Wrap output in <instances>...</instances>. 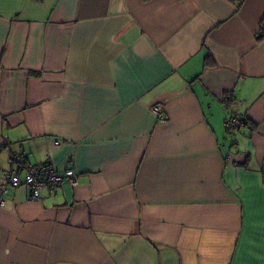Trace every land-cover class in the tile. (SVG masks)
Instances as JSON below:
<instances>
[{"label": "crops", "instance_id": "obj_1", "mask_svg": "<svg viewBox=\"0 0 264 264\" xmlns=\"http://www.w3.org/2000/svg\"><path fill=\"white\" fill-rule=\"evenodd\" d=\"M263 22L264 0H0V170L73 157L78 181L34 201L0 174V264H264Z\"/></svg>", "mask_w": 264, "mask_h": 264}, {"label": "built area", "instance_id": "obj_2", "mask_svg": "<svg viewBox=\"0 0 264 264\" xmlns=\"http://www.w3.org/2000/svg\"><path fill=\"white\" fill-rule=\"evenodd\" d=\"M152 110L160 117L164 118V113L160 105H155ZM246 123V120L235 113L227 119L228 133L233 134L237 128ZM11 169L6 172L0 170V174L6 178L8 184L12 187L26 185L31 191V199L37 201L41 197L42 189L47 188L51 192L56 191L64 183L77 185V172L74 168V158L69 159V166L65 171H58L50 159L42 163L29 162L26 157L18 151H14L9 159ZM7 187H0V207L6 204L4 193Z\"/></svg>", "mask_w": 264, "mask_h": 264}, {"label": "trees", "instance_id": "obj_3", "mask_svg": "<svg viewBox=\"0 0 264 264\" xmlns=\"http://www.w3.org/2000/svg\"><path fill=\"white\" fill-rule=\"evenodd\" d=\"M264 37V22L261 25V30H260V34H259V38H263Z\"/></svg>", "mask_w": 264, "mask_h": 264}]
</instances>
